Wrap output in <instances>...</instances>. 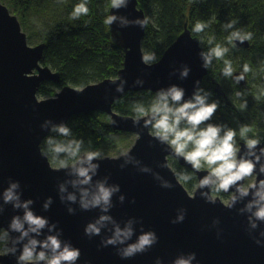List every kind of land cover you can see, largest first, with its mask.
I'll use <instances>...</instances> for the list:
<instances>
[{
  "label": "water",
  "instance_id": "1",
  "mask_svg": "<svg viewBox=\"0 0 264 264\" xmlns=\"http://www.w3.org/2000/svg\"><path fill=\"white\" fill-rule=\"evenodd\" d=\"M126 16L129 20L147 18L138 0H129L126 8L110 9L109 15ZM113 43L125 53L123 68L116 79H106L78 89L64 86L55 97L40 100L39 90L45 82L60 84L61 74L43 65L45 44L30 46L28 36L23 31L18 17L11 14L9 8L0 0V194L9 186V180L19 181L22 200L32 199V209L37 215L48 218L50 223L62 230L61 239L70 241L79 248L81 256L77 264H156L159 258L163 264H173L181 254L196 253L192 264H264V246L257 245L253 235L259 237L264 230V222H258L259 228L249 233V213L241 214L251 197L238 202L229 209L220 197L216 203L206 202L199 189L193 195L179 183L173 168H161L159 165L173 158L180 167L196 175L197 181L207 174V169L193 172L183 158L171 156L165 145L149 135L143 127L144 121L136 124V118L123 116L114 111V104L131 92L150 91L156 93L161 88L178 85L186 90L189 98L199 81L202 88L209 68H203L199 55L204 51L199 39L192 35L188 23L184 32L166 50L162 58L151 65L142 62V43L147 25L120 27L118 22L109 26ZM241 49H249L250 42L241 44ZM187 65L191 71L185 79L180 78V70ZM241 72H236L234 77ZM124 83V92L116 87ZM142 80V84L136 83ZM115 82V83H113ZM245 80L235 83L244 87ZM221 94L220 87L216 89ZM101 113L110 118L111 126L118 132L137 136L132 148L119 157H104L94 163L100 165L94 180L108 177L109 185H119L120 191L112 197L113 207L107 213L99 208L81 210L79 202H62L58 185L69 177L63 169L54 167L49 158L40 153L43 141L50 134L42 128L46 120L66 125L75 117L83 114ZM243 150V141L239 143ZM264 147V142H260ZM126 156L134 157L125 163ZM138 162V163H137ZM123 165V167H121ZM147 168L148 171H141ZM159 174L161 179L156 178ZM255 176V182L264 179V175ZM247 180V179H246ZM246 180L243 182L246 186ZM163 181H169L173 187L164 188ZM76 191L68 186V192ZM231 196L232 192L223 193ZM64 195H67L65 193ZM124 196L123 203L120 197ZM51 197L53 203L45 211L43 205ZM3 201L0 199V204ZM74 208L71 214L68 208ZM0 213V230H6L15 215H23L12 204L4 205ZM184 220L173 223L182 213ZM101 214L110 215L121 226L133 221L134 235L128 243H134L141 231H154L158 241L147 252L122 259L117 246H102L101 241L113 233L111 223L100 235L91 238L85 234V227ZM47 234V229H45ZM19 233H10V239ZM43 239V236L40 237ZM16 255H0V264H17Z\"/></svg>",
  "mask_w": 264,
  "mask_h": 264
},
{
  "label": "clouds",
  "instance_id": "2",
  "mask_svg": "<svg viewBox=\"0 0 264 264\" xmlns=\"http://www.w3.org/2000/svg\"><path fill=\"white\" fill-rule=\"evenodd\" d=\"M62 2V0H57ZM88 0H81L76 4L70 14L71 19H79L89 13L87 6ZM129 0H110V6L113 9L126 8ZM118 22L120 27L129 25H139L141 28L146 27L147 18L129 20L122 15H109L103 23L107 26ZM236 21H229L222 25L225 31L234 29ZM209 23L197 21L193 31L197 34L204 32ZM213 39L208 40V44H213ZM252 33H244L241 30H233L226 37L227 43L236 47V42L243 44L245 41L250 42ZM229 52L228 47H223L219 43L209 47L207 51L199 53L203 68L207 69L212 65L213 60H223L224 67L222 74L224 77H233L234 69L230 60L224 59ZM142 62L151 65L156 62L154 53L142 52ZM191 69L185 65L180 70V78L185 79L189 76ZM251 69L247 63L243 65V71L234 77L236 83L245 80V74ZM121 83L116 87L119 93L124 92V83L126 80L121 79ZM115 83V82H113ZM136 83L142 84V80ZM199 81H196V87L189 98H185L186 90L178 85H170L167 88L157 90L151 104L145 108L142 104L135 106L136 119L134 122L139 124L140 120L144 121L143 127L149 130V135L157 140L161 145H165L166 151L171 156L183 158L185 164L190 165L193 172L198 173L203 168H207V174L199 179L195 186L207 191H200L202 198L206 202L215 204L216 194L232 192L229 201H225L226 206L234 208L238 202L247 197H251L239 209L241 214L247 212L248 231L250 234L258 229L264 222V179L245 186L243 183L247 178L254 174L258 177L264 175V147H260V140L250 137L248 133L252 131L248 125H240L239 132L225 124H214L209 121L216 113L219 105L218 102L209 103L210 93L205 92L199 87ZM241 95V93H237ZM264 95V92L261 93ZM259 99V96L256 97ZM246 102L241 108H246ZM50 133H55L64 139H57L52 135L45 138L43 143L45 148H40L43 157L50 158L57 169H63L66 172L65 179L58 185L60 199L62 202H79L81 210H92L99 208L101 213H107L114 205L112 197L120 191L119 185H109L108 177L100 180H94L97 176L100 165L94 163L101 159V153L98 151H84L82 153V140L70 139L72 133L70 128L64 123H53L52 120H46L42 128L49 129ZM237 135L243 141V150L237 145ZM134 157L126 156L125 163L131 162ZM138 163V162H137ZM161 168H171V164L166 162L159 165ZM123 167V165H121ZM144 168L141 171H148ZM176 180L181 183H187L193 179V175L187 171H176L172 169ZM157 179H161L156 174ZM71 185L76 191L68 192V186ZM164 188H172L169 181H163L161 184ZM19 181L9 180V186L0 194L3 203L0 204V213L4 212V205L12 204L16 210H23V215H15L6 230H0V243L5 245L3 255H19L16 257L17 264H77L81 256L79 248L74 247L70 241L61 239L62 230H57L55 223H50L48 218L37 215L32 209L34 201L32 199L22 200ZM67 193V195H64ZM124 196L120 197L123 203ZM53 199L49 197L43 208L47 211ZM69 213L75 214V209L69 207ZM186 210H182L181 215L173 220V223L182 222ZM113 225L112 235L101 241L102 246H117L118 254L122 259H128L138 253L147 252L158 241L154 231H141L138 239L134 243H128L134 235L132 227L133 221L121 228V226L110 215L101 214L93 222L85 227V234L90 238L98 236L102 230ZM47 229V234H45ZM10 233H19L9 241ZM43 236V239L40 237ZM255 243L264 246V230L259 232V237L253 235ZM196 260V253L187 255L181 254L173 264H192ZM156 264H163L161 259L156 260Z\"/></svg>",
  "mask_w": 264,
  "mask_h": 264
},
{
  "label": "trees",
  "instance_id": "3",
  "mask_svg": "<svg viewBox=\"0 0 264 264\" xmlns=\"http://www.w3.org/2000/svg\"><path fill=\"white\" fill-rule=\"evenodd\" d=\"M1 1L18 16L30 44H45L43 65L61 74V83L45 82L39 90L40 96H54L57 89L68 85L82 89L118 77L125 53L113 43L109 26L103 23L109 16L110 0H88V15L75 20L70 14L81 0H62L59 3L57 0ZM138 3L148 20L143 52L154 53L156 62L184 32L188 23L189 30L199 39L204 51L217 43L229 48L224 59L232 62L233 75L242 72L245 63L249 65L251 71L246 74V85L240 87L233 77L223 76V60L214 59L202 89L210 93L209 103L215 101L219 105L210 123L225 124L236 129L237 133L240 125H248L252 129L248 135L260 140V136L255 134V126L264 123V95H261L264 92V0H138ZM197 21L209 23L199 34L193 31ZM229 21H236V24L234 29L225 31L222 25ZM237 29L252 33L249 49L232 47L227 43L229 32ZM210 38H214L212 45L208 44ZM218 86L221 94L216 91ZM155 94L150 91L127 93L114 104L113 109L120 115L136 118L135 106L142 104L147 108ZM245 102L246 108H241ZM67 126L72 133L70 139L83 141L82 153L98 151L101 156H108L110 147L127 138L125 133L111 126L108 116L101 113L77 116ZM261 129L264 132V128ZM49 135L64 139L55 133ZM236 139L239 146L242 140L239 135ZM45 147L43 143L42 148ZM169 162L177 171L193 175L192 180L184 183L187 190H192L197 185L196 175L180 167L173 158Z\"/></svg>",
  "mask_w": 264,
  "mask_h": 264
},
{
  "label": "rangeland",
  "instance_id": "4",
  "mask_svg": "<svg viewBox=\"0 0 264 264\" xmlns=\"http://www.w3.org/2000/svg\"><path fill=\"white\" fill-rule=\"evenodd\" d=\"M2 2V1H1ZM3 3V2H2ZM4 4V3H3ZM7 6V5H6ZM8 7V6H7ZM9 10H10V12H11V14H13V15H15L14 13H13V10H11L10 8H9ZM15 16H17V15H15ZM18 17V16H17ZM24 31V30H23ZM25 33H27V31H24ZM30 44V43H29ZM30 46H37V44H30ZM61 91V89H57L55 92H56V94L57 93H59ZM56 94L54 95V96H51V97H45V96H40V95H38L39 96V99L40 100H44V99H49V98H52V97H55L56 96ZM250 123H252V122H250ZM259 125L260 126H258L257 124H256V126H255V129H256V132H255V134H256V136H260V142H262V139H263V135H261L262 134V132H263V129H261V127H263L264 128V123L263 122H261V123H259ZM254 126V125H253ZM264 133V132H263ZM127 135V138L126 139H124V140H122V141H120L117 145H115L114 147H110L109 148V152H110V154L108 155V156H101V158H104V157H119V156H121V155H124V154H126L131 148H132V146L134 145V143H135V141L137 140V136L136 135H132V134H126ZM107 150V149H106ZM170 163V162H169ZM171 164V167L173 168V169H175L176 170V167L174 166V164L173 163H170ZM177 171V170H176ZM254 181H255V176L253 175L252 177H249V178H247V180H246V186L248 185V184H252V183H254ZM197 184H198V181H197ZM197 190V187H194L192 190H189L188 189V191H189V193L191 194V195H193L194 193H195V191ZM216 197H220L221 198V200L225 203V201H229V199H230V196H225V195H217L216 194ZM215 197V198H216ZM9 241H10V237H9ZM4 247H5V245L3 244V243H0V255H3V250H4Z\"/></svg>",
  "mask_w": 264,
  "mask_h": 264
}]
</instances>
